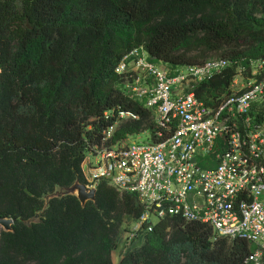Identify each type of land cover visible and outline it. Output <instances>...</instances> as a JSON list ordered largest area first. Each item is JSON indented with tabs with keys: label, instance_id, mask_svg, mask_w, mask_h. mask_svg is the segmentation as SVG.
<instances>
[{
	"label": "trees",
	"instance_id": "obj_1",
	"mask_svg": "<svg viewBox=\"0 0 264 264\" xmlns=\"http://www.w3.org/2000/svg\"><path fill=\"white\" fill-rule=\"evenodd\" d=\"M264 0H0V264H114L128 221L145 210L106 183L96 203L52 200L41 224L25 225L57 187L85 184L90 147L124 143L155 125L130 101L117 69L143 48L152 63L197 66L208 55L264 59ZM229 69L198 90L228 93ZM120 112L139 121L118 124ZM109 114V118H106ZM112 138L105 132L115 127ZM144 243L118 264H245L243 240H215L181 219L145 223Z\"/></svg>",
	"mask_w": 264,
	"mask_h": 264
},
{
	"label": "built area",
	"instance_id": "obj_2",
	"mask_svg": "<svg viewBox=\"0 0 264 264\" xmlns=\"http://www.w3.org/2000/svg\"><path fill=\"white\" fill-rule=\"evenodd\" d=\"M158 64L141 48L119 65L124 95L153 113L155 130L137 135L146 134L147 142L132 136L90 147L82 164L85 187L106 183L138 196L145 216L134 224L143 227L153 216L202 224L215 240L246 241L252 252L245 264H264V59L220 58L169 65L170 71ZM229 69L235 74L228 93L199 96L200 87ZM117 118L140 119L131 112ZM115 128L105 132V142Z\"/></svg>",
	"mask_w": 264,
	"mask_h": 264
},
{
	"label": "rangeland",
	"instance_id": "obj_3",
	"mask_svg": "<svg viewBox=\"0 0 264 264\" xmlns=\"http://www.w3.org/2000/svg\"><path fill=\"white\" fill-rule=\"evenodd\" d=\"M258 18L264 22V15L259 16ZM220 58H222V57L219 54H212V55L210 54L207 56L205 62H208V61L214 60V59H220ZM226 59H228V58H226ZM158 67L163 69V70H166V69L169 71L171 70V67L165 63L158 64ZM222 96H219V97L217 96V98H220ZM124 122H127V120H120L119 124H122ZM149 124L150 125L154 124L153 113H152V118L150 119ZM147 130H150V129H147ZM147 140H148V136L146 134H141L139 136H135V137L130 138V141L147 142ZM158 222H159V219L157 217L153 216L151 218V223L153 225L157 224ZM141 228H142V225L134 224L131 221L126 222V224L123 227L121 236H120L119 248H118V250H116L113 253L114 264H118L124 255H126L129 252H132L133 250L140 247L144 243V237H145L147 232H145L144 230H141ZM133 229H140L141 231L139 230V232H133ZM1 230H3V229L0 227V231ZM133 233L137 234V236L135 237V239L133 241H130L129 238Z\"/></svg>",
	"mask_w": 264,
	"mask_h": 264
},
{
	"label": "water",
	"instance_id": "obj_4",
	"mask_svg": "<svg viewBox=\"0 0 264 264\" xmlns=\"http://www.w3.org/2000/svg\"><path fill=\"white\" fill-rule=\"evenodd\" d=\"M96 194H97V190L87 189L85 185L82 184L80 181H77L69 188L57 187L55 192L45 197L44 210L41 213L37 214L34 218L26 221L25 225L30 227L31 225L41 224L42 223L41 215L48 210L50 206V202L52 200H56V199L61 200L67 196H73L78 199V201L82 205V208H85L89 203H93V204L96 203ZM13 225H14V221L12 219L9 218L0 219V227L6 233H13Z\"/></svg>",
	"mask_w": 264,
	"mask_h": 264
}]
</instances>
